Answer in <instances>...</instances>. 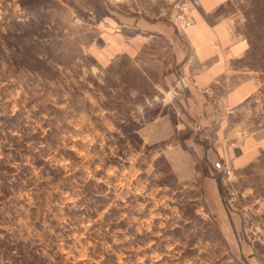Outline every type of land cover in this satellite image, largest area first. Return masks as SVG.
Wrapping results in <instances>:
<instances>
[{"label": "rangeland", "instance_id": "obj_1", "mask_svg": "<svg viewBox=\"0 0 264 264\" xmlns=\"http://www.w3.org/2000/svg\"><path fill=\"white\" fill-rule=\"evenodd\" d=\"M83 1L0 0V264H264V151L210 186L165 59L106 53ZM222 11L259 117L264 0Z\"/></svg>", "mask_w": 264, "mask_h": 264}, {"label": "crops", "instance_id": "obj_2", "mask_svg": "<svg viewBox=\"0 0 264 264\" xmlns=\"http://www.w3.org/2000/svg\"><path fill=\"white\" fill-rule=\"evenodd\" d=\"M229 1L193 0L195 21L183 32L173 21L178 0H101L97 18L106 53L133 58L144 52L165 59L169 86L191 110L200 133L194 141L213 164L208 182L215 188V161L222 160L223 167L228 159L233 170L242 169L264 151V115L256 117L253 110L259 86L241 65L247 44L222 11ZM83 10L88 18L89 10ZM234 141L239 148L231 145Z\"/></svg>", "mask_w": 264, "mask_h": 264}, {"label": "built area", "instance_id": "obj_3", "mask_svg": "<svg viewBox=\"0 0 264 264\" xmlns=\"http://www.w3.org/2000/svg\"><path fill=\"white\" fill-rule=\"evenodd\" d=\"M189 10H190V6L188 0H180L177 4L176 17L182 22H187L188 21L187 13L189 12ZM231 145L235 148L240 147V143L238 141H234ZM231 172H232L231 169L228 167L224 169V173L226 176H230L232 174Z\"/></svg>", "mask_w": 264, "mask_h": 264}]
</instances>
